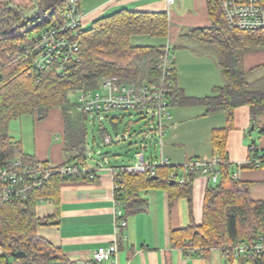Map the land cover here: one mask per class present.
I'll return each mask as SVG.
<instances>
[{"label":"trees","instance_id":"1","mask_svg":"<svg viewBox=\"0 0 264 264\" xmlns=\"http://www.w3.org/2000/svg\"><path fill=\"white\" fill-rule=\"evenodd\" d=\"M67 1L30 0V7H25L13 0H0V166H12L19 159L34 167L39 163L49 167V162L25 154L21 140L11 134V123L28 115L44 120L51 109L60 107L66 128V162L57 168L65 165L87 167L89 115L78 110L72 93L99 88L104 78L114 75L124 82L137 84L158 83L161 78L158 64L165 47L135 46L131 41L137 35L167 37L169 16L128 10L101 17L87 29L82 23L77 37L80 43L78 61L65 65L55 62L45 70H37L35 39L46 24L63 19ZM208 7L213 26L195 34L215 46L225 84L214 96L184 99L190 103L203 102L209 112L223 110L228 116L227 126L217 129L212 139L215 155L221 159L218 181L212 182V171L182 175L181 165L158 167L155 176L149 172L118 171L115 174L118 186L115 200L123 209L125 219L143 209L144 201L139 191L147 189L148 185L164 184L173 191L171 197L186 195L192 204L195 178L208 175L210 182L203 223L173 231L172 236L184 250L202 247L204 255L213 248L253 241L264 235V201H254L249 195L248 184L233 176V164L229 162L227 151V138L235 128V109L239 106H249L252 124L264 135V86L253 84L240 67L243 53L264 49V29L230 28L222 12L221 0H208ZM25 9L30 10L29 13H25ZM175 78L176 68L173 81ZM172 89L173 99L178 92L175 86ZM258 153L251 151L250 159ZM121 167L123 165L114 166ZM255 167L258 166L254 162H247L241 168ZM180 176L182 181L176 178ZM86 178L89 175L84 173L64 175L57 172L40 187L30 190L26 197L9 202L0 197V248L3 250L0 264L16 261L20 264H70L60 248L38 235L41 221L37 205L41 199L57 204L62 183ZM19 251L26 254L24 258L16 256ZM225 261L226 264H264V258L231 256Z\"/></svg>","mask_w":264,"mask_h":264},{"label":"crops","instance_id":"2","mask_svg":"<svg viewBox=\"0 0 264 264\" xmlns=\"http://www.w3.org/2000/svg\"><path fill=\"white\" fill-rule=\"evenodd\" d=\"M80 1L85 12L84 29L89 28L95 20L121 10L168 14L170 30L167 42L157 46H170L175 55L174 86L178 93L170 100L171 118L165 122L168 137L162 155L171 166H182L194 159L212 160L216 156L213 133L227 126L228 116L223 110L209 112L203 102L190 103L184 99L214 96L217 89L225 84L215 46L195 34L200 29L213 26L208 0H177L171 8L166 0ZM241 57L240 67L253 80L258 78L264 81V49L245 52ZM234 116L235 128L230 130L227 138L229 162L233 164L232 174L248 184L249 195L254 201H264V166L241 168L250 160L251 145L259 146L264 155V142L261 146L255 141L247 145L237 131L249 125L248 122L252 123L249 106L237 107ZM108 119L117 128L119 121L123 122L117 115ZM13 122L11 134L16 140H21L25 154L55 166L66 162V128L60 107L51 109L44 120L32 115L15 120L19 122L21 134L12 130ZM24 128H29L26 138L20 137L25 132L22 131ZM87 128L89 135L88 124ZM103 132L104 135L108 134L107 130ZM88 135L90 159L87 167L95 171V176L62 183L57 204L52 200H40L37 205V215L41 221L37 229L39 236L60 248L70 264H86L97 249L115 241L119 245L121 264H226L221 248L216 247L206 255H199L184 250L172 240L173 231L203 223L205 196L210 182L208 175L201 174L195 178L192 204L186 195L171 197L173 191L164 184L148 185L147 189L139 191L144 201L143 209L128 215L127 225L117 230V183L113 168L119 165L91 162V151L95 150L97 141L94 140V149H91ZM261 136L264 138V135ZM2 255L3 250L0 248Z\"/></svg>","mask_w":264,"mask_h":264},{"label":"built area","instance_id":"3","mask_svg":"<svg viewBox=\"0 0 264 264\" xmlns=\"http://www.w3.org/2000/svg\"><path fill=\"white\" fill-rule=\"evenodd\" d=\"M171 8L177 0H166ZM221 8L230 28L259 30L264 29V0H221ZM85 18L80 0H68L62 20L52 21L47 27L40 30L36 37L37 70H45L55 62L65 65L71 61L79 60L80 43L77 39L79 28ZM158 69L161 78L158 83H127L118 76L104 78L99 88L80 89L72 94L77 95V108L88 115H107L114 111H140L146 116L158 117L157 130L160 133V142L163 146L165 134V122L171 118V90L174 86L173 75L175 70V55L170 46L164 48L159 59ZM113 137L106 134L104 143L113 144ZM162 148V147H161ZM251 151H258V156L248 162L255 163L258 167L264 164V155L259 146L251 145ZM163 154V153H162ZM161 154V160L154 165L147 162L145 154L140 156L138 165L113 168V173L123 172H149L157 174V168L170 165L169 160ZM221 159L215 156L212 160L194 159L182 165V175L190 172L207 173L212 171L211 180L219 179L218 166ZM51 164V163H50ZM75 175L84 173L91 177L95 171L85 166L65 165L57 168V165L46 167L39 163L36 167L25 164L22 160H16L12 166H0V197L4 201H12L19 197H26L30 190L40 187L45 180L55 173ZM235 176V174H234ZM183 180L180 177H176ZM118 186H115L117 189ZM117 211L115 223L117 230L127 225L123 218L124 211L116 203ZM190 251L204 255L202 247L193 246ZM224 259L231 256L235 258L247 257L249 259L264 258V235L248 242H236L221 248ZM119 245L115 241L108 246L100 247L93 253V258L86 264H121L119 260ZM129 264V263H128Z\"/></svg>","mask_w":264,"mask_h":264},{"label":"rangeland","instance_id":"4","mask_svg":"<svg viewBox=\"0 0 264 264\" xmlns=\"http://www.w3.org/2000/svg\"><path fill=\"white\" fill-rule=\"evenodd\" d=\"M7 1V0H6ZM16 4H21L25 7H30V0H13ZM24 7V8H25ZM25 13H29L30 10L25 9ZM54 21V20H53ZM50 23L46 24L43 28L47 27ZM42 28V29H43ZM41 29V30H42ZM168 36L166 37H150V36H134L132 38V44H145L154 45L163 44L167 42ZM156 44V45H155ZM248 74V73H247ZM247 77L252 80L255 85L264 86V81L255 78L248 74ZM156 83V81H155ZM77 95L72 94L71 97L77 100ZM117 115L122 121H119V127L112 125L108 117ZM153 114L146 116L140 111H114L107 115H89L90 121L88 141L91 149H94V140L97 141L95 150L91 151L93 156L91 162L99 163L103 165H131L135 166L139 164L140 156L145 154L146 161L152 162L154 165L161 160L162 148L160 142V133L157 130L158 117L155 115V119L151 118ZM244 127L239 128L237 131L242 135V140L245 144L255 141L260 146L264 142L263 136H261L258 128L255 127L252 130L254 124L248 122ZM102 129L107 130L108 134L113 137V144L106 145L102 136ZM128 129V131H126ZM12 130L18 134H21L19 122H13ZM26 130L22 131L20 137L26 138ZM29 130V128H28ZM27 130V131H28ZM33 129L31 128V131ZM167 129H165V134L163 138V145L167 143ZM31 139V135L29 136ZM162 147V148H161ZM262 148V147H261ZM263 152V151H262ZM14 264H20L16 261Z\"/></svg>","mask_w":264,"mask_h":264},{"label":"water","instance_id":"5","mask_svg":"<svg viewBox=\"0 0 264 264\" xmlns=\"http://www.w3.org/2000/svg\"><path fill=\"white\" fill-rule=\"evenodd\" d=\"M255 129V125H253L252 126V130H254ZM173 184V183H172ZM25 253L24 252H22V251H19V252H17V254H16V256L17 257H21V258H24L25 257Z\"/></svg>","mask_w":264,"mask_h":264}]
</instances>
